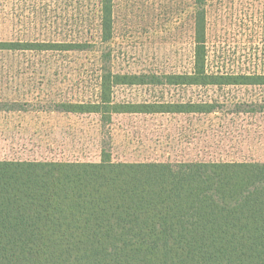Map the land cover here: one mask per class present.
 I'll return each instance as SVG.
<instances>
[{
  "label": "rangeland",
  "instance_id": "rangeland-1",
  "mask_svg": "<svg viewBox=\"0 0 264 264\" xmlns=\"http://www.w3.org/2000/svg\"><path fill=\"white\" fill-rule=\"evenodd\" d=\"M100 0H0V41L84 42V50H0V109L22 111L27 158L114 161H264V85H119L116 102H210L212 113L98 114L60 110L100 95L105 56L116 73L190 72L196 0H114L101 42ZM208 68L264 73V0H207ZM1 133V131H0Z\"/></svg>",
  "mask_w": 264,
  "mask_h": 264
},
{
  "label": "trees",
  "instance_id": "trees-1",
  "mask_svg": "<svg viewBox=\"0 0 264 264\" xmlns=\"http://www.w3.org/2000/svg\"><path fill=\"white\" fill-rule=\"evenodd\" d=\"M207 0H196L195 55L185 73H116L103 56L97 100L60 110L209 114L202 101L116 102L119 85H264V73L208 68ZM101 42L114 0H100ZM84 42L0 41V50H84ZM264 112V107H263ZM0 264H264V161L0 160Z\"/></svg>",
  "mask_w": 264,
  "mask_h": 264
},
{
  "label": "crops",
  "instance_id": "crops-1",
  "mask_svg": "<svg viewBox=\"0 0 264 264\" xmlns=\"http://www.w3.org/2000/svg\"><path fill=\"white\" fill-rule=\"evenodd\" d=\"M21 110L15 107L0 109V160H40L34 158H21L22 155L34 153L31 142L22 133L24 128L23 116L19 115ZM21 156V157H20Z\"/></svg>",
  "mask_w": 264,
  "mask_h": 264
}]
</instances>
